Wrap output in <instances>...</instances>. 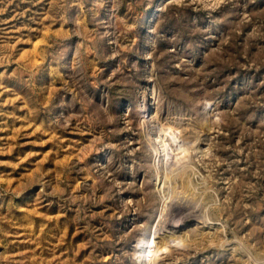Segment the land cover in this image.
<instances>
[{
    "label": "rangeland",
    "instance_id": "rangeland-1",
    "mask_svg": "<svg viewBox=\"0 0 264 264\" xmlns=\"http://www.w3.org/2000/svg\"><path fill=\"white\" fill-rule=\"evenodd\" d=\"M0 264H264V0H0Z\"/></svg>",
    "mask_w": 264,
    "mask_h": 264
}]
</instances>
